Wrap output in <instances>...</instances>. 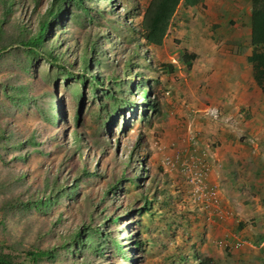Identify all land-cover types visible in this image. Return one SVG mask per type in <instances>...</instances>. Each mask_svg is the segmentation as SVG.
I'll return each instance as SVG.
<instances>
[{"label":"rangeland","instance_id":"rangeland-1","mask_svg":"<svg viewBox=\"0 0 264 264\" xmlns=\"http://www.w3.org/2000/svg\"><path fill=\"white\" fill-rule=\"evenodd\" d=\"M122 2L84 0L90 14L73 7V18L31 54L21 42L35 35L51 0H0V48L10 46L0 49V249L15 264H197L193 251L212 264L260 263L263 183L220 162L228 119L207 101L202 110L191 106L180 63L186 48L225 50L230 36L205 20L202 3L190 13L179 7L163 44L148 46L125 27H138L132 14L144 1ZM198 13L206 22L197 25L202 41L192 44L187 30ZM90 75L99 85L83 83ZM199 94L207 97L206 88ZM195 171L202 173L199 196L190 182ZM56 196L57 204L38 210L36 201ZM9 198L26 207L4 209ZM115 216L107 232L118 254L109 244L103 255L85 248L72 255L62 248L54 259L30 255H54L78 230ZM131 234L144 251L133 249Z\"/></svg>","mask_w":264,"mask_h":264},{"label":"crops","instance_id":"crops-1","mask_svg":"<svg viewBox=\"0 0 264 264\" xmlns=\"http://www.w3.org/2000/svg\"><path fill=\"white\" fill-rule=\"evenodd\" d=\"M203 4L208 9L205 20L216 22L220 26L218 31L228 34L231 39L227 49H210L207 54L197 45L186 48L197 55L183 76L187 83L184 90L188 83L192 90L187 100L199 110H202V101H207L209 108H218L228 119L227 135L221 134L220 162L237 172L241 179L262 181L261 192L264 194V95L254 78V66L258 65L248 62L254 55L262 57L264 44L252 42V0H203ZM196 8L188 7L186 12ZM197 15L189 20V25L195 29L187 30L192 44L202 41L203 34L197 25L206 22L199 13ZM178 25L182 26L183 22ZM172 86L169 83L167 88ZM200 87L206 88L207 97L199 94ZM257 216L261 219L262 212Z\"/></svg>","mask_w":264,"mask_h":264},{"label":"trees","instance_id":"trees-1","mask_svg":"<svg viewBox=\"0 0 264 264\" xmlns=\"http://www.w3.org/2000/svg\"><path fill=\"white\" fill-rule=\"evenodd\" d=\"M97 1V0H96ZM109 1V0H107ZM144 5L141 7H138L133 13V19L139 18L138 27L134 28L132 27V23L127 24L125 27L132 32H135L141 41H143L146 45L152 46V47H159L163 44L165 37L167 36V32L170 28L171 21L175 14L177 13L180 6L185 8H192L198 5H202L203 0H143ZM122 2V0H121ZM112 3V1H111ZM123 3V2H122ZM84 0H51V3L49 7L45 10L44 17L41 18L37 25V31L35 35L31 38L25 39L21 42V45L25 47L28 52L31 54H37L40 47L43 46L46 37H50L52 35V31H57V28L60 26L61 22L66 21L67 19L71 20L73 18V7H76L77 9H80L81 12L79 13L80 16H86L87 14H90L84 7ZM252 6H253V12H252V42L254 44H264V0H252ZM69 8V9H68ZM122 8V7H121ZM134 11V9H133ZM104 16H106V13H104ZM108 16V15H107ZM131 25V26H130ZM2 32L0 31V34ZM55 35L53 36V38ZM10 46L3 45L2 51H6L9 49ZM56 57H52L51 61L55 60ZM197 55L194 53H191L187 50L183 51V53L180 55V63L183 64L188 69L191 68L193 62L196 60ZM249 63H257L258 66H254V78L258 86L261 88L262 93L264 95V54L262 57H259L258 55H254L250 58H248ZM110 64V62H108ZM128 64V63H127ZM85 68L83 71H86L89 68V65H86V62L84 63ZM161 68H167L166 65H159V69ZM168 68L170 66L168 65ZM84 79L83 83L87 81V84H89V80L94 81L99 85L100 81L96 76H91L90 79L81 77ZM118 77L113 80L115 83L117 81ZM95 88L96 86L93 85ZM147 92V96L146 93ZM108 95H104V98L108 97ZM146 97V99L149 98L148 96V90L143 91V98ZM95 98L98 100H101V96L95 95ZM149 101V100H148ZM125 104V103H123ZM151 110L154 112L156 111V104L149 106ZM76 141L78 142L80 135H75ZM49 139H52V136H50ZM69 150V149H66ZM74 150L76 152H80V163H82V152L80 151V147L78 144L75 145ZM84 163V162H83ZM84 171V174H89L85 170H80L79 173H82ZM93 173H91L92 175ZM137 179H133L132 182H136ZM55 185H59V182H55ZM118 189V188H117ZM61 197V195H60ZM59 196H56L54 198L48 197L39 199L35 203L38 206V210H42L41 208L48 209L51 206L54 205V203L57 204V202L60 199ZM5 204L3 205L4 209H8V211L11 210H19L24 205L26 207V204L22 201L17 200L15 203L12 198H9L7 200H4ZM150 210L149 207L145 205V208L143 209V213ZM7 211V212H8ZM14 211V212H15ZM118 221L117 216L115 217H109L105 219L102 222V226H95V227H89L85 226L81 230H78L75 235L68 238V240H63L59 246V249L56 250L53 255V253L50 250L47 251H38L37 253H30L32 258L35 260L39 258H57L60 250L62 248L67 249V252L69 255H72L77 252H83L84 248L88 252L92 253H101V255L104 254V247L108 246L109 244L114 248V252L116 254L120 253V244L113 240H108V232L107 227L111 223H115ZM106 228V230L104 229ZM81 234L84 235V240H81ZM132 238L131 241L133 243V248L136 251H144L142 248L143 245L140 241H137L136 238L131 234ZM86 245V247H84ZM76 249H75V247ZM192 258L197 262V264H212L213 260L210 258H200L199 253L196 251H193ZM173 260V259H172ZM0 264H15L13 261L12 255L9 253H4L3 249H0ZM172 264H175L172 262ZM258 264H264V260L261 261Z\"/></svg>","mask_w":264,"mask_h":264},{"label":"built area","instance_id":"built-area-1","mask_svg":"<svg viewBox=\"0 0 264 264\" xmlns=\"http://www.w3.org/2000/svg\"><path fill=\"white\" fill-rule=\"evenodd\" d=\"M214 114L217 116V112L215 111ZM190 182L195 185V191L197 192L198 196L201 193L202 189V173L201 171L193 172ZM213 193V192H212Z\"/></svg>","mask_w":264,"mask_h":264},{"label":"clouds","instance_id":"clouds-1","mask_svg":"<svg viewBox=\"0 0 264 264\" xmlns=\"http://www.w3.org/2000/svg\"><path fill=\"white\" fill-rule=\"evenodd\" d=\"M134 249V248H133Z\"/></svg>","mask_w":264,"mask_h":264}]
</instances>
